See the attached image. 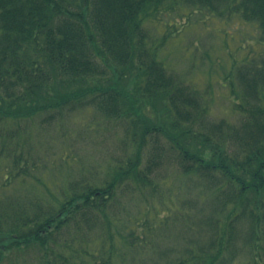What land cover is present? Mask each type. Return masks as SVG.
<instances>
[{"label":"trees","instance_id":"trees-1","mask_svg":"<svg viewBox=\"0 0 264 264\" xmlns=\"http://www.w3.org/2000/svg\"><path fill=\"white\" fill-rule=\"evenodd\" d=\"M175 7L236 14L264 46V0H0V261L264 264V55L225 77L238 120H213L206 92L160 59L175 33L151 29ZM117 125L110 182L88 166L47 188L79 139L97 147Z\"/></svg>","mask_w":264,"mask_h":264},{"label":"rangeland","instance_id":"rangeland-1","mask_svg":"<svg viewBox=\"0 0 264 264\" xmlns=\"http://www.w3.org/2000/svg\"><path fill=\"white\" fill-rule=\"evenodd\" d=\"M160 10L156 14L158 18L155 20L156 28L151 29L152 33L156 30L159 34L157 36L156 31L155 34L153 33L154 41L160 40L167 32L169 35L175 33L166 39L164 47L159 52L160 59L167 68L180 74L186 83L206 92L205 96L210 100V118L215 121L235 123L238 120L234 113L237 98L229 86H226L225 77L228 76L233 65L247 61L254 55H264V46L258 42V27L242 21L236 14L220 18L206 9L199 8L175 7L174 10L167 8ZM156 110L160 112L161 108L157 107ZM144 115L152 122L159 117L150 110H145ZM90 120L91 115L79 113L73 120L74 124L69 127L71 130L72 128L76 130L80 136ZM159 122H163L160 117ZM112 126L114 125L111 124L110 128ZM123 127L125 126L117 125L113 131L109 129L110 132L106 136L96 140L97 147L91 145L93 142L87 137L82 141L79 139L75 144L74 154H71L76 161L72 164L74 169L51 167V172H47L44 179L47 188L51 191L60 187L67 189L68 179L75 176L77 170L88 166L98 168L101 177L110 182L113 179L110 174L114 170L112 168L114 164L110 160H104V156L107 151L110 155L109 150L120 143ZM32 187L40 194H44L41 188ZM21 190L22 187L16 189V191ZM45 198L46 201L50 200L48 194ZM154 205L160 214L158 219L161 220V214L166 213L167 208L157 203ZM33 260L28 254L19 253L12 258L2 259L0 264H26V261Z\"/></svg>","mask_w":264,"mask_h":264}]
</instances>
